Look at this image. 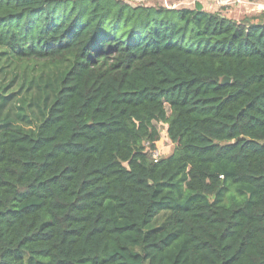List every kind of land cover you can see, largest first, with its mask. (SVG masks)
<instances>
[{
	"label": "trees",
	"instance_id": "obj_1",
	"mask_svg": "<svg viewBox=\"0 0 264 264\" xmlns=\"http://www.w3.org/2000/svg\"><path fill=\"white\" fill-rule=\"evenodd\" d=\"M196 1L0 0L4 61L65 68L0 125V264H264V15Z\"/></svg>",
	"mask_w": 264,
	"mask_h": 264
},
{
	"label": "rangeland",
	"instance_id": "obj_2",
	"mask_svg": "<svg viewBox=\"0 0 264 264\" xmlns=\"http://www.w3.org/2000/svg\"><path fill=\"white\" fill-rule=\"evenodd\" d=\"M134 8L165 7V8H193L196 0H122ZM261 0H240L233 6L220 7L214 0L201 1L206 11L217 12L225 17L240 22L262 21L260 14L264 15ZM259 13V14H257ZM5 55L0 56V97H9V101L0 109V125L12 123L23 128L35 127L41 120L45 106L51 102L55 92L58 91L59 77L64 73V66L48 65L42 61L20 63L15 60L4 61ZM1 104V100H0ZM32 107L29 108V105ZM42 111V112H41ZM26 115L29 123L21 119ZM6 119V120H5ZM5 120V121H3ZM160 132V140L156 144L155 158L170 156L174 150L173 144L164 135V126L155 124ZM166 215L159 216L153 223L154 228L165 221Z\"/></svg>",
	"mask_w": 264,
	"mask_h": 264
},
{
	"label": "built area",
	"instance_id": "obj_3",
	"mask_svg": "<svg viewBox=\"0 0 264 264\" xmlns=\"http://www.w3.org/2000/svg\"><path fill=\"white\" fill-rule=\"evenodd\" d=\"M218 6L227 7L237 4L240 0H214Z\"/></svg>",
	"mask_w": 264,
	"mask_h": 264
},
{
	"label": "water",
	"instance_id": "obj_4",
	"mask_svg": "<svg viewBox=\"0 0 264 264\" xmlns=\"http://www.w3.org/2000/svg\"><path fill=\"white\" fill-rule=\"evenodd\" d=\"M222 83H223V84L228 83V79H227V78H224V79L222 80Z\"/></svg>",
	"mask_w": 264,
	"mask_h": 264
},
{
	"label": "crops",
	"instance_id": "obj_5",
	"mask_svg": "<svg viewBox=\"0 0 264 264\" xmlns=\"http://www.w3.org/2000/svg\"><path fill=\"white\" fill-rule=\"evenodd\" d=\"M262 2L260 3V5L262 6V7H264V2H263V0H261ZM257 14H259V13H257Z\"/></svg>",
	"mask_w": 264,
	"mask_h": 264
}]
</instances>
